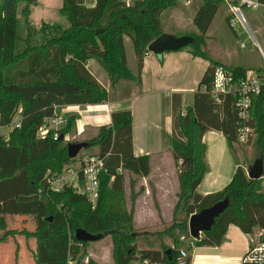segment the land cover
Wrapping results in <instances>:
<instances>
[{
	"label": "trees",
	"instance_id": "trees-1",
	"mask_svg": "<svg viewBox=\"0 0 264 264\" xmlns=\"http://www.w3.org/2000/svg\"><path fill=\"white\" fill-rule=\"evenodd\" d=\"M62 1L60 13L67 25H52L55 32H48L50 26L43 23L45 37L34 42L29 22L32 5L38 0H0L1 123H11L17 110H21L22 115L20 127L12 129L8 139L0 135V214L35 215L36 231L21 234L36 238V263L106 264L88 255L90 242L79 244L75 231L85 226L76 221L70 223L63 209L65 204L82 210L85 215L129 212L128 231L111 223L91 231L111 236L114 264H143L145 261L177 264L182 249L189 251L188 262L192 264L194 247L221 245L232 224L247 235L264 230V188L259 179L249 177L242 165L237 167L224 189L206 195L197 191L208 171L204 135L209 130H218L233 147L237 134L238 121L230 100L217 106L208 92L202 90L203 86L211 84L215 67L223 64L210 58L204 50L207 33L223 4L221 0H202L193 19L198 31L187 33L194 41L185 48L210 62L194 94L193 105L183 111L182 98L178 101V95H173L171 150L175 163L181 162L179 190L171 225L150 233L169 237L172 244H161L160 249L142 248L137 254L139 235L133 230L134 213L142 187L136 192V178L150 175L151 156L134 154L133 114L129 108L112 112L111 123L101 125L89 141V147H96L98 151L90 156H100L103 160L96 204L72 186L64 185L62 190L51 187L49 179L62 175L66 166L76 162L77 157H69V142L61 139V135L66 136L77 126L78 115L68 118L57 139L54 131L44 137L38 136L43 123L54 116L55 106L108 103L107 89L87 67L90 60L103 66L113 85L121 79L140 82L148 46L164 32L161 16L178 4V0H135L128 7L124 0ZM259 2L264 5V0ZM19 11L28 24L25 39L18 33ZM126 38L131 39L134 46L137 73L128 64ZM230 68L239 74L250 69ZM251 125L257 134L254 163L261 161L264 166V90L253 100ZM123 170L134 176L130 179V208L125 196ZM77 172L79 181L84 184L82 166ZM152 191L154 194L155 189ZM226 198L229 206L216 218L211 229L198 239L192 238L190 216ZM156 200L154 197L159 209ZM16 234V230H7L0 234V241ZM181 237L190 238L192 245L182 248ZM168 249L172 250L171 261L166 253ZM87 255L89 258L85 261Z\"/></svg>",
	"mask_w": 264,
	"mask_h": 264
},
{
	"label": "crops",
	"instance_id": "crops-1",
	"mask_svg": "<svg viewBox=\"0 0 264 264\" xmlns=\"http://www.w3.org/2000/svg\"><path fill=\"white\" fill-rule=\"evenodd\" d=\"M201 3L202 0H187L186 6L189 4L194 5L192 7L194 13L191 24L184 27L188 23L182 21L181 18L177 23L181 26H178V32L182 33L167 32L177 36H183L187 33V30L197 32L193 19ZM209 64V60L193 55L189 48L165 52L162 55H156L149 51L144 57L140 82L129 81L127 95L110 100L106 104L87 105V108L84 109L86 115L78 117L77 126L83 127L85 132L86 128L92 129V127L98 128L103 124H110L112 112L127 108L131 109L133 114L134 154L135 156H151V173L149 176L140 179V185L144 186V191L136 199L134 213V225L139 228L148 227V229H145L146 233L158 231L162 226L172 223L173 210L177 202V192L179 190L178 171L175 169H162V166L156 169L155 166L156 161L162 162L161 160H163L164 162V160H169L168 156L171 155L170 152H163L162 136L164 132L170 133L171 136L173 134V95H178V101L180 100L179 97L182 98L183 111L191 107L194 102V94ZM130 68L137 73L136 60L134 66H130ZM221 134L224 135L222 132ZM203 141H205L204 138ZM77 171L75 172L76 175ZM210 174L212 172L208 169L197 189L203 195L219 191L225 185L219 184L220 174H216L217 176H211L207 180V184L203 189L207 175ZM151 180L157 190L156 198L160 211L154 203L150 188ZM125 184L127 188V181ZM76 214L77 219L75 221L78 224H83L90 231H98L104 228L107 223H111L122 230H127V226L130 224L128 212H120L117 215L114 213L85 215L83 212L78 211ZM32 222L34 225L30 228ZM25 224H29L25 227L27 230L34 232L36 229L35 215L0 214V234L10 229L21 231L25 229L23 228ZM244 241H246V247ZM28 246L32 248L29 252L31 256H27ZM248 246L249 236L238 226L232 224L229 226L221 245L194 247L192 264H243V257ZM17 249L18 256L15 255ZM88 251L90 257L103 262L102 259H99L90 251V245ZM106 251L107 256L110 253L112 254V248L111 250L107 248ZM35 252V237L27 238L23 234L8 236L5 241H0V264H13L16 256L19 259V264L23 259L26 260L24 263L29 264L30 260H33L32 256H35Z\"/></svg>",
	"mask_w": 264,
	"mask_h": 264
},
{
	"label": "rangeland",
	"instance_id": "rangeland-1",
	"mask_svg": "<svg viewBox=\"0 0 264 264\" xmlns=\"http://www.w3.org/2000/svg\"><path fill=\"white\" fill-rule=\"evenodd\" d=\"M62 0H38L36 5H32V13L30 15V26L32 28V35L31 38L34 42H38L44 39V33L42 31L43 23H48L50 26L49 30L55 32V29L52 25H62L63 27L67 25L66 18L60 13V6L62 5ZM187 0H178L177 6L168 9L163 12L161 19H162V27L164 32H176L177 34H181L182 32H178L179 26L178 21H184L187 27L192 22L193 4H189L186 6ZM24 4L22 3L20 7ZM242 11L249 22V28L242 27L239 23H236L235 27L232 28L228 23V17L231 16L229 9L222 4L221 8L219 9L208 33L207 38L204 46V50L208 54L210 58L220 61L226 66L236 67V66H243L246 68H250L253 70L263 69L264 62L260 51L258 49L257 42L260 46L264 49V5L260 6L257 9L254 8H242ZM177 23V24H176ZM18 26V33L21 35L23 39L27 36V29L28 24L25 22L23 15L20 13L18 14L17 20ZM179 26V27H178ZM183 27V26H182ZM187 33H190V30H187ZM184 34V35H187ZM242 43H245V47L242 46ZM126 48H127V59L128 64L133 67L135 64V60L137 61L136 54L134 51V46L131 39L126 38ZM88 69L93 73V75L98 79V81L107 89L109 93V101L115 100L124 97L128 94L129 88H127V84L131 80H120L115 85L112 84L111 78L108 73L105 71L103 66L97 62L96 60H90L87 64ZM134 73H136L134 71ZM135 81V80H133ZM137 82V81H136ZM108 101V102H109ZM188 102V101H187ZM186 102V103H187ZM186 108V106H184ZM87 106H79L77 109L79 111L72 112L78 117H82L86 115L84 109ZM92 115V114H91ZM99 128V127H98ZM97 127H92V129H87L82 134H78L77 126L72 128L71 132L67 135L69 136V141L65 139L66 142H80V141H90L98 132ZM62 130V129H61ZM59 130V134L60 131ZM12 128H3L0 129V135L7 138L10 136ZM171 139L172 136L170 133H163L162 136V149L163 152H170L169 160H161L155 162L156 169H159L162 166V169L170 170L175 169L179 171V165L175 163V160L172 156L171 150ZM204 143L207 146V164L208 169L212 172V174L207 175V178L204 182L203 189L207 184V180L211 178V176H215L216 174H220V178L218 181L220 185H224L222 189H224L229 182L236 170L239 166L238 164L242 165L248 173V168L251 164H254L256 159L255 155V140L251 141L248 144H243L238 141L233 142V147L230 146L228 139L225 135H222L218 130H209L204 137ZM95 151V152H94ZM98 153L96 147H87L83 148L77 156L76 162L69 164L66 166L62 175L57 176L53 179V183L51 187L58 188L60 190L63 189L64 185L72 186L74 189L79 190L83 184L79 181L78 175H76V171L81 167V161L89 156L90 154ZM124 174L125 182L127 181V188L125 184V196L126 200L128 201V206L130 208V179L134 177L129 171H122ZM216 175V176H217ZM141 177L136 178V186L135 190L140 191L142 193L144 191V186L140 185ZM150 188L152 195L156 197V187L154 186L152 180L150 181ZM155 189L154 194L152 189ZM221 189V190H222ZM220 191V190H219ZM135 192V191H134ZM217 192V191H216ZM213 193V192H211ZM157 199V198H156ZM155 203V201H154ZM157 203V200H156ZM157 208V207H156ZM64 211L66 217L69 219L70 223L72 224L73 221L77 219V212H83L82 210H76L71 205L65 204ZM158 209V208H157ZM160 211V209H158ZM129 213V212H128ZM77 223V222H76ZM30 224V223H29ZM29 224H25L23 228L28 226ZM33 222L30 224V228L33 226ZM168 225H171L168 224ZM167 225V226H168ZM166 225L162 226L159 230L164 229L167 227ZM128 231L130 228L127 226ZM145 229L147 228H139L134 225L133 230H135L139 237L136 244L137 247V254L139 253L140 249L146 247H158L161 248V244L171 245V239L169 237H159L157 235H151L150 233H146ZM14 230V229H13ZM158 230V231H159ZM18 231V230H16ZM23 231H29L26 228L18 231V234H21ZM36 231V229H35ZM34 231V232H35ZM148 231V230H147ZM150 231V230H149ZM151 232V231H150ZM155 232V231H152ZM151 232V233H152ZM190 232V231H189ZM181 244L182 248H187L191 244V239L188 237H181ZM90 251L94 253L99 259H102L106 264H114V260L112 254H108L107 256V248L111 250L112 248V238L110 235L104 236L96 241L90 242ZM192 245V244H191ZM246 241H244V246L246 247ZM27 256L30 255V251L32 248L30 246L27 247ZM88 255L89 251L87 250ZM109 252V251H108ZM18 249L15 252V255L18 256ZM86 256L85 261H88L89 256ZM16 256L14 259L13 264H19V259ZM31 256V255H30ZM33 260H30L29 264H37L35 256H32ZM21 261V260H20ZM26 260L20 264H28L24 263Z\"/></svg>",
	"mask_w": 264,
	"mask_h": 264
},
{
	"label": "built area",
	"instance_id": "built-area-1",
	"mask_svg": "<svg viewBox=\"0 0 264 264\" xmlns=\"http://www.w3.org/2000/svg\"><path fill=\"white\" fill-rule=\"evenodd\" d=\"M135 0H124L129 7L134 4ZM223 4L229 9L231 16L229 18V25L234 28L236 23L242 27L249 28V22L244 15L242 8L257 9L262 4L259 0H221ZM258 49L264 62V49L257 42ZM245 47V43H242ZM202 90L208 92L212 100L217 106L224 105L228 99L232 105V111L237 117L238 126L236 141L248 144L256 139L255 128L251 125L252 121V104L256 96H259L264 90V70L256 71L248 69L244 74H239L229 66L224 64L218 65L214 69L213 80L208 86H203ZM80 105H65L55 106L54 116L47 119L38 131L39 137L46 136L50 131L55 132V139L59 137V130L67 125L68 118L81 112L77 108ZM77 109V111H76ZM184 114V112H183ZM22 120L21 110H17L13 116L11 123L3 125L0 119V129L20 127ZM78 134L84 132V128L77 126ZM64 138L69 141V136ZM8 139V137H7ZM83 181L84 184L78 190L80 193L86 195L88 199L95 205L99 198L100 174L103 170V160L100 156H87L81 161ZM78 175V172H77ZM53 179H49L50 184ZM264 188V166L262 168V175L258 178ZM53 188V187H52ZM60 190L58 188H53ZM264 230H261L249 236V246L243 257V264H264V240L262 236ZM189 251L182 249L177 256V264H189ZM143 264H148L145 261Z\"/></svg>",
	"mask_w": 264,
	"mask_h": 264
},
{
	"label": "water",
	"instance_id": "water-1",
	"mask_svg": "<svg viewBox=\"0 0 264 264\" xmlns=\"http://www.w3.org/2000/svg\"><path fill=\"white\" fill-rule=\"evenodd\" d=\"M194 38L191 35L177 36L172 33L163 32L159 37L153 40L148 50L156 55H162L165 52L178 51L192 44ZM61 139H65L61 135ZM88 141L69 142L68 155L71 158H76L83 148L89 147ZM263 164L261 161H256L252 169L248 170L250 178L258 179L262 175ZM229 206V200L226 198L217 202L211 207L202 209L200 212L194 213L189 218V231L194 239L201 237V234L211 229L217 217H219ZM75 237L79 244L83 242L96 241L102 237L103 234L91 232L83 227H78L75 231ZM166 253L169 255V260H172V250L168 249Z\"/></svg>",
	"mask_w": 264,
	"mask_h": 264
}]
</instances>
